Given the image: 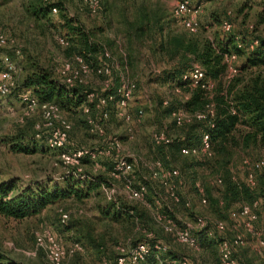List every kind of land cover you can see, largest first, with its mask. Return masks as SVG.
Instances as JSON below:
<instances>
[{
	"label": "rangeland",
	"instance_id": "obj_1",
	"mask_svg": "<svg viewBox=\"0 0 264 264\" xmlns=\"http://www.w3.org/2000/svg\"><path fill=\"white\" fill-rule=\"evenodd\" d=\"M38 1L0 0V30L21 51L19 55H15L11 48L0 49V58L8 53L17 66L15 87L7 96H0V180L15 178L18 186L28 183L64 186V180L53 179L61 177L66 169L58 158V152L50 149L45 140L32 137L35 124L43 121L40 111L25 114L20 101L21 92L31 91L22 86L25 73L32 69L30 65L44 66L58 77L57 68L62 60H71L78 50L76 41L67 39L69 37L60 25V13L89 31L92 40L104 46L115 84L127 78L136 82L129 109L133 114L138 108L143 110L139 119L134 118L131 123H126L116 115L115 106L111 104L110 118L105 124V134L102 137L89 131L88 116L81 108L75 112L63 110L60 116L71 126L68 146L98 147L105 144L109 136H118L124 153L134 157L133 182L138 184L144 181L158 192L157 178L151 177L154 161L160 160L166 168L173 166L156 156L155 153L160 154L162 150L153 144L151 135L158 129L173 136L180 131L164 101L169 102V105L179 104L183 91L176 92L162 81L163 71L171 68L176 61L166 51L171 47L172 38L185 36V39L193 37L202 40L221 36L225 32L220 28V20L225 18L232 24L231 33L264 37V0H192L200 5L197 16L199 27L194 33H190L172 15L176 0H100V10L95 15L89 14L77 0H57L63 7L61 12L58 10L50 12L46 17L39 15L36 18L31 11L37 7ZM140 26L142 29H139ZM57 36L65 37L69 43L59 44ZM240 62L241 58H237L236 63L239 65ZM1 67L0 59V70ZM86 78V85L96 94H101L104 90L103 78L96 75ZM94 104L92 102L90 116L98 122L100 111ZM19 139L30 142V145L35 144V149L27 153L13 151L12 146L19 144ZM242 155L256 157L260 156V152L252 148L246 153H234L229 162L236 178L246 181V171L240 168ZM104 157L106 156H99L101 167L97 170H93L92 162L85 161L83 169L87 176L80 178L75 174L72 177L75 180H93L95 177L109 179L115 186L114 198L109 201L117 205L142 206L143 201L130 198L124 190L123 179L113 180L109 177L111 159L109 161L108 157ZM211 163L212 166L204 163L203 171H198L203 179L194 187L184 180L177 182L176 177L174 178L181 198L179 204L171 206L175 221L181 225L191 224L193 215H202L215 233L214 236L223 234L232 239L239 235L243 239L234 252L239 264H264L261 257L264 250L259 244V240L264 237V204L258 207V219L251 223V228L255 227L258 233L249 231L242 223L239 226V223L227 216L225 207L218 201H213L218 200L222 190V187L214 184L213 177L223 172V164L218 160H212ZM91 192L88 198L82 200L69 197L56 201L40 213L22 220L0 216V254L3 259L18 264H50L46 252L37 242L38 234L50 231L65 248L74 241L81 242L84 247L82 252L65 257L62 264H112L120 252V246L128 249L140 239L148 237L147 234L151 232L165 239L170 247L177 250L178 257L187 256V264H218V238L212 246L203 250L201 246L192 248L181 244L173 236L166 234L156 222L155 208L150 204V210L140 219H111L101 212V208L106 209L110 202L105 199L100 187ZM201 193L208 197L207 204L199 203ZM185 201L190 203L189 207L185 206ZM237 205L238 202H233L231 210L237 209ZM61 212L68 214L66 223L60 221ZM220 218L226 222V228L222 232L214 229V223ZM175 258V264H178V258Z\"/></svg>",
	"mask_w": 264,
	"mask_h": 264
},
{
	"label": "trees",
	"instance_id": "obj_2",
	"mask_svg": "<svg viewBox=\"0 0 264 264\" xmlns=\"http://www.w3.org/2000/svg\"><path fill=\"white\" fill-rule=\"evenodd\" d=\"M52 6H56L59 12L63 10L62 5L57 0L49 3L39 0L37 7H34L31 13L36 18L39 15L46 17L51 12ZM60 14L62 19L59 20L60 25L68 35L69 38L67 39L76 41V45H78V50L74 54H81L92 67L100 64L110 65L109 56H106L107 51L104 46L100 42L92 40L89 31L74 23L64 13ZM139 29H142L141 26ZM231 30L221 36L217 35L202 40L176 36L170 41L172 48H167L166 51L169 57L171 59L176 58V61L171 68L163 71L162 81L170 85L173 90L176 87L180 88L183 91L181 93L183 98L179 99V104L170 103L169 105L167 102V111L170 114L177 109L194 112L204 110L207 104H212L213 112L204 119L194 118L190 122H182L181 124H177L173 119L174 124L180 127V131L175 136L169 134L171 141L167 144L156 145L161 148L162 152L160 154L155 153L169 165L178 168L180 172L178 178L180 177L181 180L190 183L193 187L203 179L198 171H203L204 163L212 166V160L221 162L223 172L215 174L213 179L215 176L221 177L222 183L217 186L222 187V190L218 200L213 199V201L216 203L218 201L220 205L226 208L228 217H230L229 213L232 209L230 205L233 202H238L237 207L245 203L252 204L254 201H259V205L264 204V170H255V174L253 173L254 183L249 184L247 181L236 178L229 167V162L234 153H246L248 149H256L260 152V156L242 155L240 161L243 156L252 159L264 158V37H247L231 33ZM254 39L258 40L257 44L249 48L250 42ZM67 41L69 43V40ZM71 45L73 46L72 43ZM231 53H234L237 58H241V62L238 65L236 59L234 64L237 66V72L227 75V64L224 59L226 55ZM194 64L201 66L204 79L213 82L209 92L199 84L191 86L190 79L183 76ZM29 67L32 69L25 73L22 86L25 89H30V92L40 102H54L62 111L75 112L79 108L82 109L84 104L91 106L92 102L88 101V94L91 92L95 96L114 92L113 87L104 88L101 94H96L86 84L76 83L67 86L60 80L59 75L55 77L51 70L44 66L30 65ZM119 83L120 81L116 84L113 82L115 86ZM186 94L187 97H185ZM205 133L209 136L212 152L210 156L181 153L182 146L198 145ZM32 137L36 140H44V136L37 138L33 134ZM19 141L21 140L19 139ZM34 145H30V142L21 141L19 144H14L12 149L15 152L27 153L35 149ZM108 159L110 161L109 157ZM85 161L89 160L85 158L83 162ZM73 175L66 174L59 178L64 180L62 187H50L42 183H28L24 186H18L15 178L0 180V216L22 220L40 213L56 201L69 197L77 200L88 198L92 193L91 191L100 187L101 183H109V179L96 177L93 180H75ZM69 178L71 179L69 180ZM178 178L176 179L178 180ZM156 182L159 192L154 190L151 184L147 186L146 182H139L146 186L145 200L160 213L175 220L171 206L179 204L181 198L179 203H174L160 180L157 179ZM176 190L179 194L178 186ZM109 202V206L106 209L105 207L101 208V212L114 220L133 217L140 219L150 210L144 202L142 206L117 205L112 201ZM238 225L241 226V223ZM209 228L207 225L201 229L193 230L198 246L204 248L212 246L216 242V238H218V243V240L224 237L223 234L214 236L215 233L213 231L210 233ZM253 229L256 228L253 227ZM158 241L165 242L168 245L167 248L165 250L157 249L155 244ZM139 242H145L148 246L145 260L139 264H175V257L178 258L179 264L181 257H178V251L170 247L165 239L153 235L142 238ZM261 257L264 263V255ZM0 264L18 263L4 260L0 254ZM112 264H116V260Z\"/></svg>",
	"mask_w": 264,
	"mask_h": 264
},
{
	"label": "built area",
	"instance_id": "obj_3",
	"mask_svg": "<svg viewBox=\"0 0 264 264\" xmlns=\"http://www.w3.org/2000/svg\"><path fill=\"white\" fill-rule=\"evenodd\" d=\"M45 2H53L55 0H43ZM82 7L91 15H95L100 10V0H77ZM51 12H57V7L52 6ZM200 12V5L195 4L192 0H176L172 10V15L177 18L182 26H184L190 32H196L199 27L198 14ZM229 13V12H228ZM220 28L223 32H228L232 29V24L228 18H225L220 23ZM57 42L61 45H67L68 41L62 37L57 36ZM258 42L254 39L250 42L249 48H252ZM11 48L15 55L20 54V48L12 44L7 35L0 30V49ZM108 56L107 53H105ZM2 67L0 70V96L5 97L16 85L15 72L17 69L16 63L12 56L8 53H4L1 56ZM237 56L234 53L225 56V62L227 64V74H234L237 72V66L234 64ZM57 73L60 80L67 86H72L76 83L86 84L89 75L102 76L104 88L113 87V93H107L105 95L95 96L93 92L88 94V101L94 102V106L100 111V121H96L90 116L91 106L84 104L82 110L88 116V123L90 125L89 131L98 136H104L105 124L110 118L109 106L114 103L116 115L119 116L126 123H131L134 118L139 119L143 115V110L138 108L135 114L131 113L129 109V102L133 97L136 90V82L132 79H121L118 85H114L112 82L111 74L112 68L108 64H100L96 67H92L81 54H74L71 60L64 59L57 68ZM185 78H189L191 86L201 85L208 92L213 86V82L204 79V72L198 64H194L193 67L185 72L183 75ZM176 92H180V88H174ZM187 97V94L185 95ZM20 101L23 105L24 113L30 114L35 110H39L43 118L41 123H36L34 126V135L39 138L44 136L47 146L58 152V158L63 166L66 168L62 175L66 174H78V177L86 176L83 169L86 158L92 162L93 170H97L100 167L99 156L104 155L111 159V168L108 170L110 178L123 179V188L130 196V198L141 200L147 206L149 203L145 200L146 186L144 183L135 184L133 182L134 177V157L125 154L123 151L122 142L118 136H109L105 144H101L98 147H78L71 148L69 143V122L60 116L61 108L54 102H40L35 95L30 91L24 90L20 94ZM167 103L164 101V104ZM212 104H207L204 110L200 111H187L177 109L171 113L173 119L177 124L182 122H190L192 119H204L208 114H212ZM130 130V128H129ZM152 142L154 145L167 144L171 141L170 135L163 129L155 130L152 135ZM181 153L185 155H207L212 154L210 149V141L208 134H203L198 145L182 146ZM240 168L246 171V181L249 184L254 183L253 171L264 170V158L252 159L248 156H243L240 161ZM61 175V176H62ZM180 175L178 168H166L163 166L160 160L154 161V169L151 171V177L160 180L165 187L168 196L174 203L180 202V196L177 193V184L174 178H178ZM56 179L61 177H54ZM213 182L216 185L222 183V179L219 176H215ZM100 189L107 201L114 198L115 186L112 181L109 183H101ZM202 190V188H201ZM207 197L201 193L199 197L200 204H207ZM185 206L189 207L190 203L185 201ZM259 201H254L252 204H241L237 209L230 210L229 216L237 224L242 223L249 231L254 230L251 228V223L257 220L258 213L256 209L259 207ZM154 219L161 225L163 230L169 233L175 240L181 244H185L192 248H198L196 237L193 235L194 229H201L207 226L205 217L197 214L193 218V222L185 225L178 224L173 218H170L157 209L154 210ZM68 220V214L66 212L60 213V221L66 223ZM226 228V222L222 219L217 220L214 223V229L218 232L224 231ZM210 233L213 231L211 228ZM254 233H258L254 230ZM147 236H152L149 232ZM38 244L46 252L48 261L50 264H62L63 259L67 256H72L76 253L84 250L83 245L79 241H74L68 247H63L56 236L50 231H45L37 235ZM243 242V239L236 235L234 238L222 237L218 240V264H239V260L235 257L234 252L236 246ZM260 248L264 250V237L259 240ZM157 249L165 250L167 244L165 242L158 241L155 244ZM120 252L116 257V264H139L148 253V246L145 242H137L125 249L124 246H120ZM188 257L182 256L179 260V264H187Z\"/></svg>",
	"mask_w": 264,
	"mask_h": 264
},
{
	"label": "crops",
	"instance_id": "obj_4",
	"mask_svg": "<svg viewBox=\"0 0 264 264\" xmlns=\"http://www.w3.org/2000/svg\"><path fill=\"white\" fill-rule=\"evenodd\" d=\"M132 142H134V141H132ZM105 159L107 158V157H104ZM89 163H91L90 161H89ZM91 166H92V163H91ZM100 167H101V165H100ZM178 181L181 183V179H180V177L178 178ZM197 183V182H196ZM204 249V247H202V250Z\"/></svg>",
	"mask_w": 264,
	"mask_h": 264
}]
</instances>
